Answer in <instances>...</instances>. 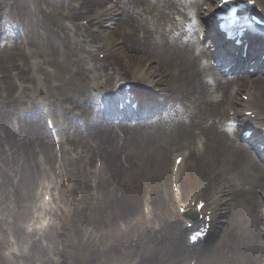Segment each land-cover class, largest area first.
<instances>
[{
	"label": "bare ground",
	"instance_id": "6f19581e",
	"mask_svg": "<svg viewBox=\"0 0 264 264\" xmlns=\"http://www.w3.org/2000/svg\"><path fill=\"white\" fill-rule=\"evenodd\" d=\"M109 1L112 5L107 7ZM219 1L0 0V22H3L0 33L5 32L6 45L18 40L11 26L18 23L23 28L22 39L34 55L29 70L15 61L9 50L5 61L0 60L5 91V96H0V140L7 144L4 147L27 161L36 150L45 159L51 157L46 129L36 113L28 112V106L14 103L10 92L12 81L7 80L10 77L18 81L17 86L26 81L32 83V88L43 90L45 98L38 101L41 110L48 114L46 118L51 119L53 113L57 136L62 138L65 133L69 142L68 149L63 146L69 156L64 154L61 160L69 166L83 159V167H75L79 173L89 175L84 168L90 158L85 150L98 153L107 166L109 158L115 170L112 157L119 148L114 142L116 133L117 140L124 142L119 134L125 130V144L131 143L132 128L155 123L162 139L166 138L163 144L172 140L177 148L183 145L190 148L188 152L182 148L174 155H183L178 172L170 169L165 170L164 176L161 174L160 182L163 184L170 178L177 191L154 189L145 199L150 206L149 214L161 219L156 231L159 230L158 239L164 237L168 244L169 254L179 264L190 256L194 264H264V202L257 196V188L264 189V156L258 149L259 143L264 144V31L246 27L239 45L234 39H225L214 23L213 12ZM254 2L260 8V18L264 19V0ZM81 18L97 24L99 29L108 19L112 25L108 29L115 37L112 43L117 41L115 49L123 51L126 60L109 51V45H91L97 43V36L77 21ZM195 32L203 34L207 43L197 40ZM191 44L196 47V53L191 51ZM7 46L1 47L2 50ZM101 48L106 52L103 59L93 53L85 54ZM209 58L220 65H208ZM221 67L228 69L221 71ZM210 74L219 77L207 81ZM124 83L129 87H123ZM240 91L247 95L246 100L237 97ZM124 98L138 101L136 109ZM98 99L104 103L103 109H99V104L96 108ZM118 99L123 102L122 108L118 107ZM231 109L233 113L229 115ZM139 117L140 122L131 123ZM12 120H17V126ZM129 123L133 126H128ZM245 129L252 131L250 139L240 134ZM244 158L252 160L251 166L256 171L253 179L246 177L245 186L238 187L242 176L248 174ZM63 171L74 175L70 168ZM183 172L194 174L193 192L198 198L195 205L199 198L205 197L201 192L207 193L206 209L211 216L213 231L207 233L203 243L195 245L182 240L187 230L185 223L203 209L196 212L195 206H191L194 194L182 195ZM66 187L70 189L71 185ZM134 191V197H141L140 189ZM241 201L248 203L249 221L244 236L235 243L232 231L222 221L231 213L233 204ZM173 202L177 205L176 213L172 210ZM180 206L185 207L182 213L178 211ZM129 222L149 228L137 209L129 215ZM200 222L198 219L195 223L200 225ZM41 224L43 221L34 228L39 230ZM145 237L147 250L142 253L143 264H150L158 239L149 233ZM84 243L89 247L87 239ZM62 252L59 256H63ZM3 260L0 255V262Z\"/></svg>",
	"mask_w": 264,
	"mask_h": 264
},
{
	"label": "rangeland",
	"instance_id": "374dc122",
	"mask_svg": "<svg viewBox=\"0 0 264 264\" xmlns=\"http://www.w3.org/2000/svg\"><path fill=\"white\" fill-rule=\"evenodd\" d=\"M73 3L75 4L74 1ZM111 5V1L106 2L107 7ZM77 21L89 27L97 36V43L91 45H109V51L126 60L122 56L123 51L115 49L118 46L117 41L112 43L115 37L108 29V26H112L108 19L100 29L97 24L88 23L86 18ZM11 26L18 40L7 46L5 32L0 33V60L5 61V53L9 50L8 53H13L15 61L29 70L34 55L22 39L23 28L18 23ZM194 37L203 44L207 43L206 37L201 38L197 32ZM5 46L7 49L2 50L1 47ZM190 49L194 53L197 51L193 44ZM91 53L98 59H103L106 54L103 48L85 52L86 55ZM212 61L207 59L209 64ZM258 71L254 69V72ZM1 77L2 72H0V96H5L2 82L4 79ZM213 77L219 76L210 74L206 79L211 81ZM7 80L12 81L10 92L12 99L15 100L14 103L28 106V112L36 113L39 123L46 128L41 110L42 104L38 103L45 98L43 90L32 88V83L26 81L21 86H17V80L11 77ZM242 95L240 91L237 97L242 99ZM73 111H76L75 108ZM232 112L233 109L229 110V115ZM13 121L17 126V120ZM136 122H140V117L136 121H131V123ZM131 123L127 125L133 126ZM149 123L130 130L131 143L125 144V130L119 134L124 138V142L117 140L118 133H116L114 142H117L119 148L112 157L116 163L115 170L109 158L106 160L107 166L98 153L84 149L90 157L89 165H84L89 175L79 173L75 168L76 165L83 167V159L78 163L72 162L69 166L67 161L63 162L59 159L64 154L66 157L69 156V153H64L69 147L65 133L62 138L59 137L58 149H56L47 131L50 141L48 152L51 155L49 160L36 150L31 160L27 161L9 150L7 146L4 147L7 144L0 140V149L3 151L2 153L0 150V255L4 259L0 264H143L142 253L147 250L145 234L149 233L154 239H158L159 230L156 229L161 225L158 215L153 217L151 213L149 214L150 206H147L148 202H145V199L154 189L158 192L172 190V180L169 178L162 184L161 174L164 176L165 170L169 172L175 154L180 153L182 148L186 151L190 149L184 145L177 148L173 146L172 140L163 144L166 138L162 139L160 136L159 127L155 126V123ZM63 145L66 149H63ZM70 152L76 154V151ZM252 163L251 159L244 158V169L248 174L242 176L238 187L245 186L246 177L253 179L256 169L252 168ZM68 168L71 169L73 176L63 171ZM193 177V173L183 172L181 183L182 195L194 194L193 201H195L197 193L193 192V188L196 187L192 182ZM68 184L71 185L70 189L66 187ZM134 188L141 190V197L133 196ZM44 192H47L45 194L47 198L43 197ZM201 194L207 198V193L201 192ZM257 196L264 201V189L257 188ZM205 197L203 199L207 201ZM133 202H136L135 206ZM207 207L206 203L204 209ZM247 207V202L241 201L240 204L236 202L231 207V213L223 218L222 223L226 224V228L229 226L227 230L232 231L235 243L245 234V226L249 221ZM176 208L177 205L173 202V213H176ZM136 209L145 217L146 226L149 225L148 229L138 222H129V215H132ZM40 221H43V224L37 230L34 226ZM162 232L161 229L160 233ZM86 239L89 247L84 243ZM185 239L186 233L183 234V242ZM33 241L35 242L32 244ZM157 244L158 247L153 252L150 264H179V260L169 254L164 237L158 239ZM61 250L63 256H59ZM31 254L33 256L29 258ZM194 263V258L191 256L183 260V264Z\"/></svg>",
	"mask_w": 264,
	"mask_h": 264
},
{
	"label": "snow or ice",
	"instance_id": "6c2138e0",
	"mask_svg": "<svg viewBox=\"0 0 264 264\" xmlns=\"http://www.w3.org/2000/svg\"><path fill=\"white\" fill-rule=\"evenodd\" d=\"M229 2V0H221V3L222 4H226V3H228ZM178 163H179V161H177ZM181 210H183V209H181Z\"/></svg>",
	"mask_w": 264,
	"mask_h": 264
}]
</instances>
